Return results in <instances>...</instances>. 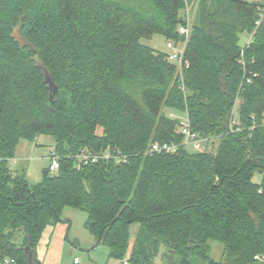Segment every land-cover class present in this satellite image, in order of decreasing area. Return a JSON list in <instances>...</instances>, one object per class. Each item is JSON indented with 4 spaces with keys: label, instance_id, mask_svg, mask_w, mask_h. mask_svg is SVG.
<instances>
[{
    "label": "trees",
    "instance_id": "16d2710c",
    "mask_svg": "<svg viewBox=\"0 0 264 264\" xmlns=\"http://www.w3.org/2000/svg\"><path fill=\"white\" fill-rule=\"evenodd\" d=\"M261 11L264 0H0V260L39 264L45 230L72 208L87 214L110 259L155 264L165 248L174 264H255L264 254ZM188 17L185 39L178 28ZM252 33L243 57L258 76L244 84L241 36ZM155 35L185 44L189 68L143 45ZM166 111L185 114L214 151L146 155L154 142H183ZM42 136L55 141L60 168L32 187L13 160L21 141ZM81 150L129 159L78 169Z\"/></svg>",
    "mask_w": 264,
    "mask_h": 264
},
{
    "label": "rangeland",
    "instance_id": "374dc122",
    "mask_svg": "<svg viewBox=\"0 0 264 264\" xmlns=\"http://www.w3.org/2000/svg\"><path fill=\"white\" fill-rule=\"evenodd\" d=\"M196 9V8H195ZM195 11V10H194ZM191 14L193 18L195 12ZM189 39V38H188ZM248 39V35L241 36V44L244 45ZM143 45L154 49L155 51L169 54L171 51L167 49L166 39L160 35H155L150 40H143ZM240 99L238 108L242 105ZM236 110V111H237ZM171 119H178L185 122V114H176L166 111ZM239 119V116H236ZM56 147L55 141L51 137H39L36 142L21 141L18 145L14 160H21L17 166H13L14 170L19 173L26 172L28 183L35 187L42 180L43 171L48 169V157ZM214 151V150H213ZM256 182H261V176H256ZM62 223H58L55 227H48L44 234L40 245L36 250V256L39 264H74V259L78 258L80 264H120L118 260L110 259L109 251L104 245L96 246L95 236L87 229V214L80 210L65 208L61 215ZM138 226H132L130 230V244H133ZM24 239V233L20 232L17 236V243L21 245ZM213 258L217 261L222 259L223 247L214 243ZM166 249H162L160 256L155 264H167L163 256Z\"/></svg>",
    "mask_w": 264,
    "mask_h": 264
},
{
    "label": "built area",
    "instance_id": "2783aa9c",
    "mask_svg": "<svg viewBox=\"0 0 264 264\" xmlns=\"http://www.w3.org/2000/svg\"><path fill=\"white\" fill-rule=\"evenodd\" d=\"M186 25H180L178 28V33L181 37L188 39L190 36V21L189 17L185 19ZM264 23V11L260 13L259 20L256 23V28H259L260 25ZM254 33L248 35V39L244 45H242V58L239 61V65L243 72V83L250 84L253 79H255L258 75L256 73L248 72L247 63L243 57L244 51L249 49L253 42ZM167 49L171 52L169 53L170 62L174 63L178 66L180 71L183 69L189 68V62L185 59V44L175 43L173 41H168ZM180 82L182 84L183 79L181 77ZM240 99L238 98L234 109L230 122L231 132H237L239 129L237 128L239 125V119H236L238 115L237 107ZM236 128V129H235ZM180 132L183 135V142L175 143V142H154L150 145L149 149L146 152V155H165V156H173L178 154L181 150L188 151L190 153H212L214 148L210 139H202L198 133H196L190 123L189 118L186 116L185 122H182L180 127ZM38 139V138H37ZM36 139V141H37ZM60 157L55 153V151H51L48 161H49V171L52 174H55L59 171L60 168ZM76 160V167L81 169L84 166L89 164H98L100 161H115L117 164L127 163L129 157L124 154L120 150L115 151H105L102 153H95L90 150H81L78 155L74 157ZM255 264H264V254L258 255L255 257ZM80 260L78 258L74 259V264H79ZM0 264H20L14 258H5L0 260ZM120 264H130L128 259H125Z\"/></svg>",
    "mask_w": 264,
    "mask_h": 264
},
{
    "label": "water",
    "instance_id": "95a60500",
    "mask_svg": "<svg viewBox=\"0 0 264 264\" xmlns=\"http://www.w3.org/2000/svg\"><path fill=\"white\" fill-rule=\"evenodd\" d=\"M44 77H45V81L49 84L50 100L53 101V99L57 93V87L54 85L50 75L47 72H44ZM26 252L30 255V257H32L29 246L26 248ZM174 261H175V253H174V251H172L168 257L167 264H174ZM189 264H197L196 258L190 259Z\"/></svg>",
    "mask_w": 264,
    "mask_h": 264
},
{
    "label": "crops",
    "instance_id": "0c3cea01",
    "mask_svg": "<svg viewBox=\"0 0 264 264\" xmlns=\"http://www.w3.org/2000/svg\"><path fill=\"white\" fill-rule=\"evenodd\" d=\"M20 161H21V160H20ZM20 161H19V160H17V161H16V160H13V162H14L13 165H14V166H17V165L20 163ZM80 263H81V261L79 262V264H80Z\"/></svg>",
    "mask_w": 264,
    "mask_h": 264
},
{
    "label": "bare ground",
    "instance_id": "6f19581e",
    "mask_svg": "<svg viewBox=\"0 0 264 264\" xmlns=\"http://www.w3.org/2000/svg\"><path fill=\"white\" fill-rule=\"evenodd\" d=\"M182 41V40H181ZM184 41V40H183ZM170 61V60H169ZM176 66V65H175ZM179 78V77H178ZM186 78V77H185ZM181 143V142H180Z\"/></svg>",
    "mask_w": 264,
    "mask_h": 264
}]
</instances>
